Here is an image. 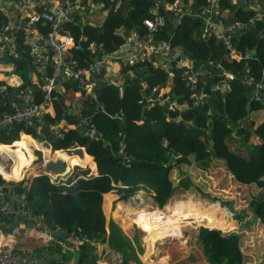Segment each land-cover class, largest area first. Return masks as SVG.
<instances>
[{"label": "trees", "instance_id": "16d2710c", "mask_svg": "<svg viewBox=\"0 0 264 264\" xmlns=\"http://www.w3.org/2000/svg\"><path fill=\"white\" fill-rule=\"evenodd\" d=\"M94 1L96 6L102 4V9L107 11L104 18L98 19L95 14H91L93 19L85 24L71 21L64 25L76 46L70 52L72 58L81 64L84 60L92 61L95 58L89 52V43L102 44L106 53H112L123 44L124 39L117 34L120 29H123L124 35L136 32L142 36V21L154 18L149 13L154 0ZM174 1L164 0V3ZM249 1L252 0H246ZM189 2L190 7L195 9L207 4V0H184L186 4ZM219 4L221 12L228 10L234 21L246 22L254 14V8L247 7L246 3L239 5L233 0H220ZM160 13L165 14L167 20L165 26L154 35V39L169 41L174 47L182 49L204 67L208 81L213 74V67L218 66L225 72L237 71L238 76L228 83L230 92L215 93L205 108L188 109L186 104L193 92L185 85L179 71H176L173 79H169L163 70L153 66L151 60H146L140 63L143 66L145 92L148 93L155 87L161 89L168 86L170 96L174 98L173 112L158 104L150 109L139 104L141 85L138 81H126L121 98L118 89L112 85L96 87L95 100L85 97L83 93L75 98L74 91L78 92L76 83L66 82L63 83L61 94L52 93L54 114L44 115V125L40 132H36L35 127L14 125L0 133V150L13 154L15 152V155L21 156L23 151L26 154V157L22 156L24 162L32 163L34 156L30 148L39 147L27 136L29 135L37 142L46 141L50 144L52 150L57 151L54 153L57 158L67 150L84 148L95 164L96 174L87 155L83 159L65 155L66 163H74L71 167L68 166L66 172L75 175L60 185L51 183L46 173L33 177L28 186L25 185L28 182L25 180L11 184L0 178L4 193L11 192L17 196L21 208L28 209L31 219L39 222L42 228L53 234L59 230V240H79L78 248L74 251L67 247L68 244L64 253L58 247L57 250L62 253L60 259L50 264H68L73 259L77 264H98L99 259L93 255L95 244H106L110 251L119 254L120 264H141V246L135 245L125 236L138 227L132 224L122 230L117 223V227L115 226L112 219L107 222L102 210L103 195L114 192L118 200L123 201L143 192L162 209L175 192L171 174L177 167L201 177L197 172L206 174L212 163L220 162L238 184L247 186L252 191V188L256 190L249 195V203L242 214H253L254 219L264 226V96L260 102L252 100L255 89L247 88L243 83L246 71L247 76L253 80H259L264 73V39L260 38V33L264 32V22L247 26L232 37L239 58L231 60L221 42L213 37L201 36L200 21L195 17L183 16L178 19L165 13L163 7ZM5 22L6 19L0 12V63L13 64L14 74L22 84L16 88L6 86L5 92H0V105L9 94L11 98L6 100L8 102L17 99L19 92L24 90L21 86L28 81V64L31 65L30 52L27 45H24L21 32L16 33L14 43L7 45L8 47L1 44ZM170 24L172 28L169 27ZM36 27L41 35H46V25L39 21ZM31 69L33 70L32 66ZM1 84L0 82V86ZM42 93L40 89L33 91L36 103L42 101ZM8 104L6 102L0 107V112H5ZM248 104L249 114L246 113ZM253 107L263 113V120L259 125H255L251 118ZM74 109L78 110L83 119L91 120L97 139L83 137L78 129L65 132L63 140L52 136V125L62 121L75 127L78 125L80 118L67 114ZM246 116L249 118L246 119ZM233 131L234 135H231ZM20 133L23 134L19 140ZM36 155L41 160V153L36 152ZM46 155L50 158L49 151H46ZM48 160L45 158V161ZM80 161H83L82 165H78ZM23 175L24 169L21 170L19 180ZM179 183L188 187L182 179ZM174 201L178 206L181 205L179 201ZM121 212L128 213L126 204H118L114 212L118 221H125L123 217L119 218ZM145 216L150 219L149 222L165 220L161 214ZM214 216L208 224H203L210 229L200 227L197 235L208 264H243L245 255L237 236L223 233L235 227H230V219L226 214L220 215V223ZM189 217L191 218L189 210L185 208L173 219ZM126 221L133 220L128 218ZM142 258L144 259V255Z\"/></svg>", "mask_w": 264, "mask_h": 264}, {"label": "built area", "instance_id": "2783aa9c", "mask_svg": "<svg viewBox=\"0 0 264 264\" xmlns=\"http://www.w3.org/2000/svg\"><path fill=\"white\" fill-rule=\"evenodd\" d=\"M13 3L16 10H9L6 4L0 0V12L6 19L3 26L4 35L1 39L3 44L14 40L16 33L21 32L24 37L30 56L34 86L40 89L42 101L36 103L33 98V90L20 92L17 99L10 100L5 112H0V132L14 125L35 127L40 130L44 125L45 110L53 101L52 93L63 83L75 82L78 92L85 97L95 100V88L100 84L112 85L118 89L121 98L126 81H138L141 85L139 104L145 105L147 109L155 105L162 106L165 110L173 112L174 98L170 96V88H152L146 93V84L143 81V66L141 62L151 60L155 68L163 70L169 79L175 77L179 71L185 85L193 92L192 97L186 104L188 109L200 110L209 105L212 97L217 92H230L229 82L238 76L237 71H221L213 67L212 75L208 81L205 77L204 67L197 64L188 57L182 49L174 47L169 41L162 42L154 39L166 24L167 16L160 13L163 7L165 13L180 19L183 16L195 17L200 21V32L202 37H213L224 46L229 59L239 58V54L232 42V37L247 26L256 22H264V1L252 0L246 2L247 7L254 8L253 16L246 22L232 20L228 10L224 13L220 10V0H207V4L200 8H191L184 0H175L173 3H164V0H154L149 13L153 19H144L142 26L144 34L139 36L136 32L124 35V31H118L124 40L119 48L106 53L102 44L91 42L88 45L89 52L95 55L92 61L84 60L83 64L72 58L71 51L76 49L74 39L70 36L64 25L70 23L80 10V0H8ZM103 7V5H101ZM41 21L46 25V35H41L36 27ZM85 24V20H82ZM11 36H8V35ZM264 39V32L260 33ZM244 74L243 83L247 88H254L255 93L252 100L260 102L264 96V73L259 80ZM254 81V83H253ZM4 85L0 86V92H5ZM9 96L7 98L10 99ZM68 115L80 118L78 129L83 137L95 140L97 134L90 119H83L77 110H70ZM188 124H191L189 122ZM229 127V126H227ZM231 127V126H230ZM65 132L52 129L55 139L63 140ZM234 135V131L231 133ZM203 140V137H200ZM62 176H50L51 183L60 185ZM4 196V188L0 184V210L1 200ZM21 217H30L26 208L18 211ZM31 218V217H30ZM3 224V223H1ZM9 245H13V235L10 236ZM75 248H78L79 240L74 239ZM118 256V255H117ZM119 257V256H118ZM0 264H40L39 259L31 254L21 259L12 246L0 244Z\"/></svg>", "mask_w": 264, "mask_h": 264}, {"label": "crops", "instance_id": "0c3cea01", "mask_svg": "<svg viewBox=\"0 0 264 264\" xmlns=\"http://www.w3.org/2000/svg\"><path fill=\"white\" fill-rule=\"evenodd\" d=\"M1 1L6 4V6H7V8H9V10H14V11L16 10L13 3L8 2V0H1ZM113 1L118 2L119 0H113ZM123 1L129 2L130 0H123ZM245 3H246V0H242L241 2L236 3V4L245 5ZM187 4L191 5L190 2ZM101 5L102 4L96 6V2L94 0H80L81 8H80V10H78L75 17L72 19V22L82 23V20H85V23H87L93 19L91 17V14H95V16L98 19L104 18L107 15V11L103 10L102 9L103 7H101ZM169 27L172 28V24H170ZM119 31H123V29H120ZM170 32H172V31L170 30ZM8 36H11V35H8ZM12 43H14V36H13V39L11 38L9 43L3 44L1 41V44L6 45V47H8L7 45L12 44ZM12 51H15V49H13ZM12 53L9 55H12ZM187 56L190 57L189 55H187ZM0 82L2 83L1 85H4L5 88H6V86L16 88L18 85L22 84V81L20 80V78L14 74L13 64L0 63ZM23 85L21 86L22 88H23ZM30 89L33 91L35 89H37L34 86L33 74H32V77H31L29 84L24 88L23 91L30 90ZM23 91H21V92H23ZM62 91H63V85L61 87L56 88L54 93L61 94ZM80 95H81V93L74 91V97L75 98L79 97ZM6 102L9 103L8 101H6ZM74 110H76V109H74ZM261 113L262 112H260V111H256L254 114H256V117H257V116L261 115ZM46 114L53 116V114H54L53 102L45 110V115ZM254 114H253V116H254ZM251 118H252V116H251ZM53 128H58L64 132H67L70 129H75V126L74 125L73 126L68 125L65 121H62L59 124L50 126L51 134H52ZM7 129H9V128H7ZM36 132H40V130L36 129ZM22 134L23 133H20L19 140H20V137ZM27 136L31 140L36 142L37 145L44 142V141L37 142L34 139H32L31 136H29V135H27ZM20 147H21V145H20ZM30 149L32 151V155L34 156V161L32 163L30 161L24 162L22 159V156L19 154H18L20 156L19 161H12L11 155H13V152H8L6 150L1 149L0 150V167H3L5 169V171H7V170L10 171L9 176L4 175L0 172L2 174V176L6 177L10 180L18 181L20 179L21 170L24 168V166L26 165L27 168H29L31 165H33L35 160H39V157L36 155V152L41 153V160H39V161H42V158H44V152L45 151H49L50 158L52 157V155H54L55 152H57V151H53L52 148L50 151V149H48L47 147H31ZM15 154H17V153L14 152V155ZM85 155H87V154L85 153L84 156ZM87 156H88V158H90V161H91L92 165L94 166V171L96 174L95 164L92 160V157L89 155H87ZM2 159H7V161L8 162L11 161V163H9L7 165L4 163V161ZM67 169H68V164H67ZM11 170H12V172H11ZM15 170H16V173H13ZM71 170L73 171V168ZM25 173H26V171H24V176H25ZM74 175L75 174L70 175V173L66 172L61 177V178H63L62 184H64L68 179H71ZM35 176H38V175H36V173H35V175L33 177H35ZM48 176L50 178V175H48ZM33 177L31 176L25 180V181H28L26 186H28L29 183H31V180L33 179ZM25 178H26V176L24 177V179ZM24 179H22L21 181H23ZM21 181H19V182H21ZM139 194H137V195H139ZM137 195H135V196H137ZM141 195L143 196V194H141ZM106 197L112 198L110 203L106 202V200H105ZM21 199H23V196L21 197ZM116 199H118V196L114 192H112L110 194L103 195L102 210H103V213H104V216H105L107 222L110 219V218H108V214L112 210L113 206L115 205ZM147 199H149V198H147ZM149 200L152 202V204L147 205L146 206L147 209H145L146 211H144V212L142 211V213L139 212L138 210L130 207V203H126V210L128 213H125V215H126V214L131 213L132 211H137L136 215L132 216L131 220H133V221L137 220V217L139 215L145 216V215H150V214H161V215L164 214L163 215V216H165L164 221H162V222L153 221L152 223H155V222H157V223L168 222L169 223V227H168V229L164 235L154 237L153 239H151L148 237L149 232H147V230H148V226L151 225L152 223L148 222L150 219L147 216H145L147 218H146L145 225L143 227V231L146 232V239H148V241H150L151 243H150V246L146 247V250L144 253V260H149L150 255L153 254L148 249V247H150L153 250V243H152L153 240L161 238L163 241L166 238H171V237L172 238H181L180 234L182 233V231H183L182 228L184 227L181 224L182 219L181 220H172V219L180 211H183L185 208L189 209V212H190L189 214H190V216H192V218L189 217V219H192L198 225L199 224H208L214 215H215L214 218L216 220L218 218L217 217L218 212L215 213L214 210H210V206L206 207V206H203L199 202H194L192 200V198H189L185 202L177 200L175 197L172 198L171 200H177L181 203V205L179 206L177 211L171 215L169 213H166L164 210L163 211L160 210L154 204V202L151 199H149ZM139 201H140V204L143 203V201H141V200H139ZM142 208H144L143 205H142ZM155 208H157V209H155ZM20 209H21V203H20V200L18 199V197L14 196V194L11 192L4 193V196L1 200V210H0V244L1 245L12 246L14 251L16 252V254L21 259H25L27 256H29L31 254L32 256H35L37 259H39L40 264H50L52 262L58 261V259H60V255L62 254L61 252L65 251V248H67V247L69 249H72L73 251L76 250L75 243L73 240H71V239H69L67 241L65 239L59 240L58 239V237H60V231L59 230H56L54 232V234L50 233L45 228H42L40 223L35 221L34 219H31L30 217H21L18 214V211ZM198 211H200V212H198ZM161 212H163V214ZM131 215H133V214H131ZM220 215H224V214H220ZM242 215L243 214L241 213L239 215V217L243 218V221H242L243 223L241 224L240 227H238L237 229H235V231L232 232V234H234L236 236H238V234L240 235V233H245V235L248 236L247 233L245 232V229L247 228L249 218H247V216H245V215L244 216H242ZM129 219H130V217H129ZM147 219H149V220H147ZM220 221H221V219H219V223H220ZM1 223H3V224H1ZM256 223L259 227H262L259 222L256 221ZM185 226H188V224H186V222H185ZM259 227H258V229H259ZM11 235H13V239H14L13 245L8 244V243H10V240H11L10 236ZM197 235H198V231L195 233V239H196L195 241L197 242V246L195 247V251L193 252L194 258H192V261L189 264H208L204 254H203L202 247L197 241ZM66 244H68L67 247H66ZM252 244L254 245L253 248L255 247L259 250L256 252L251 251V253H247L245 247L239 245L243 254L245 255L243 264H264V239H263V241L262 240H255V242L251 243V245ZM251 245H250V247H252ZM93 246L95 249L93 252L94 257L99 259L100 250L102 251V262L99 261L98 264H104L106 261L109 264H120L121 263L120 255L115 253V252L110 251L106 244H95ZM58 247L62 248L61 252H59L57 250ZM185 247H187V246H185ZM106 248H107V250H106ZM98 252H99V256L97 255ZM108 253L110 255L111 261H108V259L103 258V256L107 255ZM68 264H77V261L75 259H73Z\"/></svg>", "mask_w": 264, "mask_h": 264}, {"label": "rangeland", "instance_id": "374dc122", "mask_svg": "<svg viewBox=\"0 0 264 264\" xmlns=\"http://www.w3.org/2000/svg\"><path fill=\"white\" fill-rule=\"evenodd\" d=\"M235 3H239L242 0H233ZM257 110L253 107L252 108V120L254 121L255 125H259L262 120H263V113L261 115L256 117V114H254ZM254 114V116H253ZM45 142V141H44ZM43 143V142H42ZM42 143L38 144L39 147H45ZM76 149V148H75ZM24 152L22 151V156L26 157V154H23ZM67 155L66 152H62L61 155L57 158L55 155H52V157L49 159V157L46 155V151L44 152V158H42V161L35 160L33 165H31L29 168L27 166H24V171H26L25 176L26 178L24 179V175L22 179L26 180L29 177H33L36 173V175L42 174L44 172V164H45V158L55 161L57 159H61L65 161L64 156ZM68 156V155H67ZM5 164L11 163L7 161V159H2ZM48 160V161H49ZM77 161V159H76ZM81 163L78 165H82L83 161H80ZM67 164L69 167H71L74 163H69L67 161ZM76 164V163H75ZM85 165V163H84ZM2 174L9 176V172L5 171V169L1 168ZM12 172V171H11ZM16 173V171H14ZM197 174L201 175V177H197V175H192L188 173V170L186 171L185 169L181 167H177L173 170L171 174V178L174 180V185H175V192L173 196L170 198H176L177 200L180 201H187L189 198H192L194 202H199L203 206L209 207V206H216L213 203L214 199H220L224 202H230L231 203V209L234 213L241 214L242 211L247 207L249 200H250V194L255 193V189L252 188L254 191L250 190L249 187L243 186L238 184L235 180L232 179L231 175L226 171V169L223 167V165L219 162H214L211 164V168L207 171L206 174H201V172H197ZM1 175V174H0ZM2 179H4L1 175ZM187 178L190 185L188 187H183L180 185L181 179ZM199 178V179H198ZM21 179V180H22ZM192 179V180H191ZM8 183L11 184H18L14 182H19V181H14V180H6ZM9 181H14V182H9ZM139 194V193H138ZM140 194H143V196L147 199H153L146 195L143 192H140ZM137 195V194H136ZM135 196V195H134ZM133 196V197H134ZM127 200L120 201L116 199V203L113 206L112 210L108 214V218L112 219L114 221L115 226L117 227V224L122 228V230L129 226V225H136L138 229H134L131 231L130 235H125L126 237L130 238L132 242L135 245H140L142 249V254L139 255V259L141 261V264H189L192 261V258H194L193 252L195 251V247L197 246V242L195 241V233L199 230L200 227L210 229L209 227H206L203 224L198 225L193 221L192 219L189 218H184L182 219V225L184 226L182 229V233L180 234L181 238H166L165 240L162 241L161 238L153 240V250L148 247L149 251H151L153 254L150 255L149 260H144L142 256L145 253L146 247L150 246V241L146 239V232L143 231L142 225L145 222V219L147 217L145 216H138L137 220L135 221H126L130 217L132 219V216H135L137 211H132L129 214L125 215V212L120 213V217L125 220H119L114 217V212L117 209V205L120 204H126L130 203V207L133 209L138 210L139 212L142 213V211H146L145 209L147 205L152 204V202L147 199V201H143L142 204H140V201L136 200L134 201V204L131 198ZM111 197H106L105 200L107 203L111 202ZM170 200L167 202V204L170 202ZM154 202V201H153ZM119 204V205H120ZM166 204V205H167ZM144 206L142 208L141 206ZM165 205V206H166ZM165 206L160 209L164 210ZM219 208V207H218ZM157 209V208H155ZM154 210V209H153ZM189 210V209H188ZM202 210V209H201ZM200 210V211H201ZM221 210V209H220ZM217 212V211H216ZM163 214V212H161ZM190 213V212H189ZM248 220V225L247 228L245 229V232L247 233L248 236L245 235V233H240L238 234L237 239L238 243L240 246H244L247 253H251V251H258L259 249L253 248V244L251 243L255 242V240H262L264 239V226L259 227L256 223V218L254 217L253 214H249V212H243ZM133 214V215H131ZM226 214V213H225ZM164 215V214H163ZM242 215V216H244ZM227 216V214H226ZM165 219V216H163ZM217 222H219V219H221L220 214H217ZM228 217V216H227ZM192 218V216H191ZM230 219V227H235L233 230L229 232H223L225 234H232L235 229L241 226L243 223V218L241 217H228ZM255 218V219H254ZM149 220V219H147ZM174 220V219H172ZM121 221V222H120ZM149 222V221H148ZM188 224V226H185ZM117 223V224H116ZM259 227V229H258ZM216 230V229H214ZM220 231V230H219ZM149 238L153 239L154 237L158 236H152L149 234ZM149 244V245H148ZM250 245L252 247H250ZM187 246V247H185ZM138 247V246H137ZM151 249V250H150ZM107 250V248H106ZM192 253V254H191ZM99 256V252L97 254ZM193 255V256H192ZM97 256V257H98ZM103 258L108 259V261H111L109 253ZM98 259V258H97ZM99 261L102 262V251L100 250V256H99ZM104 264H109L107 261Z\"/></svg>", "mask_w": 264, "mask_h": 264}, {"label": "water", "instance_id": "95a60500", "mask_svg": "<svg viewBox=\"0 0 264 264\" xmlns=\"http://www.w3.org/2000/svg\"><path fill=\"white\" fill-rule=\"evenodd\" d=\"M28 73H29L28 81L23 85V88H25L29 84V82L31 80V77H32V69H31L30 63L28 64ZM100 87H101V85L99 84L98 88H100ZM10 95L11 94H9L8 96L5 97V99L3 100L2 104L0 105V107L4 106L7 98ZM143 111L144 110H142V113H143ZM249 111H250V105L248 104L246 106V113L249 114ZM248 118H249V116H246V119H248ZM42 144L45 147H47L48 149H50V151H51L50 144H48L46 142H43ZM85 153H86V151L84 150V148H81V147L73 149V150H67L66 151V154L69 157H77L78 159H83ZM66 171H67V163L65 161L61 160V159H57L55 161L49 160V161L45 162V164H44V173H46V174H48L50 176H62V175H64L66 173ZM182 181H183V183L185 185H187V186L190 185V183H189L187 178L182 179ZM25 185H27V182L25 183ZM213 203L215 205H217L221 210H223L227 214L228 217L235 218V217H238L240 215V214L234 213L232 211L230 202H224V201H222L220 199H214Z\"/></svg>", "mask_w": 264, "mask_h": 264}, {"label": "bare ground", "instance_id": "6f19581e", "mask_svg": "<svg viewBox=\"0 0 264 264\" xmlns=\"http://www.w3.org/2000/svg\"><path fill=\"white\" fill-rule=\"evenodd\" d=\"M12 156V161H19V159H20V156H18V155H11ZM17 163V162H16ZM16 165V164H15ZM14 166V165H13ZM1 168H3V167H0V172L2 173V170H1ZM4 169V168H3ZM13 170V169H12ZM11 170V171H12ZM16 171V170H15ZM7 172H10V171H8L7 170ZM0 173V174H1ZM14 173V172H13ZM2 175V174H1ZM0 175V176H1ZM132 202H133V204H134V201H138V200H141V201H147V199L144 197V196H142L141 194H139V195H137V196H135V197H133L132 199ZM135 205V204H134ZM142 207V206H141ZM179 208V206H178V204H177V202L176 201H174V200H171L168 204H167V206L165 207V209H164V211L166 212V213H169L170 215L171 214H173L174 212H176L177 211V209ZM211 208H214V211H215V213H216V211L218 212V214H225V212L223 211V210H220V208H218V207H216V206H210V209ZM198 212H200V211H198ZM152 223V222H151ZM168 227H169V223L168 222H163V223H157V222H155V223H152L151 225H149L148 226V230H147V232H149V234L150 235H152V236H161V235H164L165 233H166V231H167V229H168Z\"/></svg>", "mask_w": 264, "mask_h": 264}]
</instances>
